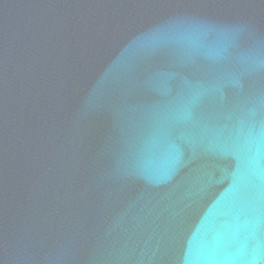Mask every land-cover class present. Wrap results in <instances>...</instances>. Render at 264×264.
I'll return each mask as SVG.
<instances>
[{"label": "water", "instance_id": "1", "mask_svg": "<svg viewBox=\"0 0 264 264\" xmlns=\"http://www.w3.org/2000/svg\"><path fill=\"white\" fill-rule=\"evenodd\" d=\"M0 264H264V0H0Z\"/></svg>", "mask_w": 264, "mask_h": 264}]
</instances>
